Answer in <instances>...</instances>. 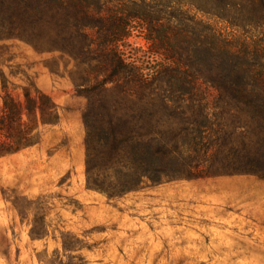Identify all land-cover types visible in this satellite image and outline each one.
Listing matches in <instances>:
<instances>
[{
	"label": "rangeland",
	"instance_id": "rangeland-1",
	"mask_svg": "<svg viewBox=\"0 0 264 264\" xmlns=\"http://www.w3.org/2000/svg\"><path fill=\"white\" fill-rule=\"evenodd\" d=\"M188 10L185 16L193 17ZM132 25L126 37L110 35L106 42L138 73H154L161 55L149 50L140 25ZM215 27L228 49L243 53V66L264 73V22L233 28L215 21ZM89 32L95 48L101 40ZM92 52L78 56L20 38L0 40V79L7 78L20 100L26 88L33 96L37 90L50 95L61 116L41 126L39 144L0 156V264H76L74 256L88 264H264V177L257 172L264 164L251 166L264 154V119L219 100L210 88L204 111L210 150L202 176L108 197L86 184L88 97L78 87L118 72ZM119 98L109 93V100ZM125 103L123 110L139 105ZM64 237L79 242L65 250Z\"/></svg>",
	"mask_w": 264,
	"mask_h": 264
},
{
	"label": "trees",
	"instance_id": "trees-1",
	"mask_svg": "<svg viewBox=\"0 0 264 264\" xmlns=\"http://www.w3.org/2000/svg\"><path fill=\"white\" fill-rule=\"evenodd\" d=\"M186 8L193 17L185 16ZM215 21L233 28L259 26L264 0H0V40L20 38L78 56L94 51L118 72L78 87L88 97L86 184L111 198L148 184L202 176L210 150L204 113L210 88L219 100L264 119V73L241 64L243 53L226 47ZM132 24L140 25L149 50L161 55L154 73H138L115 43L106 42L110 35L126 37ZM90 30L101 40L95 48ZM109 82L112 88L106 87ZM0 85V156H5L39 144L41 126L57 124L61 116L50 95L37 90L33 96L26 88L20 100L4 75ZM113 91L121 102L109 100ZM129 99L139 104L126 107L130 115L122 109ZM263 156L251 166H262ZM257 168L264 177V168ZM78 242L64 237V249ZM74 257L76 264H88L83 256Z\"/></svg>",
	"mask_w": 264,
	"mask_h": 264
}]
</instances>
